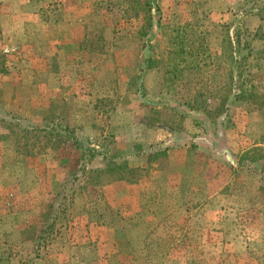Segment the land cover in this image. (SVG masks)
Returning <instances> with one entry per match:
<instances>
[{
    "label": "rangeland",
    "instance_id": "374dc122",
    "mask_svg": "<svg viewBox=\"0 0 264 264\" xmlns=\"http://www.w3.org/2000/svg\"><path fill=\"white\" fill-rule=\"evenodd\" d=\"M0 264H264V0H0Z\"/></svg>",
    "mask_w": 264,
    "mask_h": 264
},
{
    "label": "trees",
    "instance_id": "16d2710c",
    "mask_svg": "<svg viewBox=\"0 0 264 264\" xmlns=\"http://www.w3.org/2000/svg\"><path fill=\"white\" fill-rule=\"evenodd\" d=\"M0 262H1V263L3 262L2 258H0Z\"/></svg>",
    "mask_w": 264,
    "mask_h": 264
}]
</instances>
